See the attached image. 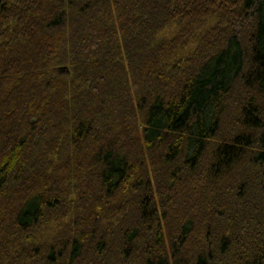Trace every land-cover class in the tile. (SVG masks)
<instances>
[{
    "label": "trees",
    "instance_id": "16d2710c",
    "mask_svg": "<svg viewBox=\"0 0 264 264\" xmlns=\"http://www.w3.org/2000/svg\"><path fill=\"white\" fill-rule=\"evenodd\" d=\"M0 264H264V0H0Z\"/></svg>",
    "mask_w": 264,
    "mask_h": 264
}]
</instances>
